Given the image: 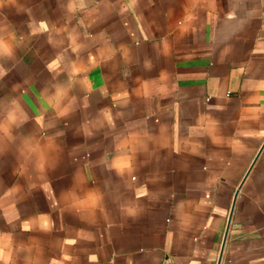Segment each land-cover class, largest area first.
<instances>
[{
  "label": "crops",
  "instance_id": "crops-1",
  "mask_svg": "<svg viewBox=\"0 0 264 264\" xmlns=\"http://www.w3.org/2000/svg\"><path fill=\"white\" fill-rule=\"evenodd\" d=\"M0 264H264V0H0Z\"/></svg>",
  "mask_w": 264,
  "mask_h": 264
},
{
  "label": "water",
  "instance_id": "water-1",
  "mask_svg": "<svg viewBox=\"0 0 264 264\" xmlns=\"http://www.w3.org/2000/svg\"><path fill=\"white\" fill-rule=\"evenodd\" d=\"M227 228H228V226H227ZM226 232H227V229H226Z\"/></svg>",
  "mask_w": 264,
  "mask_h": 264
}]
</instances>
